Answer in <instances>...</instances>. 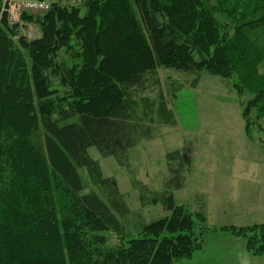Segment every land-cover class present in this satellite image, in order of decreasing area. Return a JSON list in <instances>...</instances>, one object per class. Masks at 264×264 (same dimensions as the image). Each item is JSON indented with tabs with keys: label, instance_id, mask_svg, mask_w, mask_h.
I'll return each instance as SVG.
<instances>
[{
	"label": "trees",
	"instance_id": "16d2710c",
	"mask_svg": "<svg viewBox=\"0 0 264 264\" xmlns=\"http://www.w3.org/2000/svg\"><path fill=\"white\" fill-rule=\"evenodd\" d=\"M0 0V264H176L203 249L205 206L176 203L184 155L166 156L170 216L131 233L118 181L89 150L129 154L175 126L159 69L232 80L249 138L264 131V0H48L12 24ZM40 35L30 38L23 28ZM177 94H173L176 96ZM86 170L88 180L80 170ZM134 185H139L134 180ZM140 191V201L146 204ZM222 230L264 256V224ZM106 234L108 236H106ZM110 235L116 243L110 245Z\"/></svg>",
	"mask_w": 264,
	"mask_h": 264
},
{
	"label": "rangeland",
	"instance_id": "374dc122",
	"mask_svg": "<svg viewBox=\"0 0 264 264\" xmlns=\"http://www.w3.org/2000/svg\"><path fill=\"white\" fill-rule=\"evenodd\" d=\"M63 2L77 5L81 0ZM23 33L35 38L40 30L28 25ZM159 73L176 125H158L153 139L130 152L129 169L113 157H102L95 148L89 150L104 176L115 178L126 197L132 214L124 224L137 235L135 230L142 225L170 216L162 204L150 202L165 192L167 154L180 151L186 181L174 192L176 203L190 213L205 206L209 231L203 249L176 264H264V256L247 252L244 237L222 230L264 224V131L256 127L249 138L242 115L243 101L251 94L241 96L232 80L207 72L200 74L196 87L192 86L195 77L165 68ZM80 172L88 180L87 171ZM140 191L146 194L145 205ZM116 241L110 235V245Z\"/></svg>",
	"mask_w": 264,
	"mask_h": 264
},
{
	"label": "built area",
	"instance_id": "2783aa9c",
	"mask_svg": "<svg viewBox=\"0 0 264 264\" xmlns=\"http://www.w3.org/2000/svg\"><path fill=\"white\" fill-rule=\"evenodd\" d=\"M50 3L41 0H5L3 11L8 14L12 24H18L23 13H42L50 8Z\"/></svg>",
	"mask_w": 264,
	"mask_h": 264
}]
</instances>
